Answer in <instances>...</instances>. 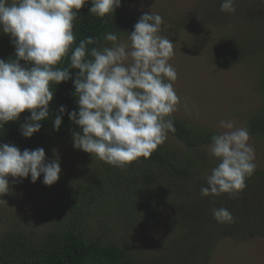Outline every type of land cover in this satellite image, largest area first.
<instances>
[{
  "label": "trees",
  "instance_id": "16d2710c",
  "mask_svg": "<svg viewBox=\"0 0 264 264\" xmlns=\"http://www.w3.org/2000/svg\"><path fill=\"white\" fill-rule=\"evenodd\" d=\"M130 2L121 0L113 16L104 18L90 15L91 3L85 4L74 21L73 47L89 36L97 41L90 49L110 46L104 40L106 33L119 38L130 35L138 21L127 16ZM247 9L248 17L256 11L259 14L254 17L258 28L228 31L219 40L214 57L225 67L251 65L259 73L258 92L264 99V0L250 3ZM14 53L10 37L0 33V59H15ZM68 64L66 58L59 67ZM69 72L72 79L51 85V115L41 122L40 131L30 138L21 135L20 126L30 115L25 111L17 121L0 128V143L21 151L43 148L47 152L73 142V132L80 129L69 121L68 113L78 111L73 86L78 70ZM60 106L66 111L60 130L54 131L52 120ZM174 126L175 132H169L149 158L141 157L121 168L88 154L83 160L88 163L81 161L54 185L44 186L48 208L40 222L16 221L0 230V264H209L221 240L264 239V168H256L246 179V188L236 195L202 197L200 189L207 186L206 178L217 164L205 149L217 131L176 117ZM245 126L251 138L264 142V104L247 116ZM220 207L231 212L233 223L213 219L212 210ZM141 225L166 230L160 252L148 255L144 248L127 242Z\"/></svg>",
  "mask_w": 264,
  "mask_h": 264
},
{
  "label": "clouds",
  "instance_id": "9594fccd",
  "mask_svg": "<svg viewBox=\"0 0 264 264\" xmlns=\"http://www.w3.org/2000/svg\"><path fill=\"white\" fill-rule=\"evenodd\" d=\"M89 2L90 15L97 18L113 16L121 6V0H0V33L10 37L15 49V59H0V128L27 111L30 115L20 133L24 138L38 133L41 122L51 115V85L69 81V69H75L78 111L69 112L68 119L80 131L72 134L73 148L122 168L149 158L168 133L175 132L173 114L181 104L173 87L178 75L169 63L175 44L160 34L163 18L148 12L126 40L106 33L104 40L110 46L89 49L97 44L89 36L73 47L74 21ZM235 3L222 0L220 11L235 13ZM66 58L68 66L59 67ZM183 106L189 108L186 101ZM58 111L52 120L54 131L60 130L66 109L60 106ZM219 128L222 131L213 134L208 145L217 164L206 178L207 186L200 189L202 197L242 192L257 167L248 128L228 119L221 120ZM53 152L56 158L49 161L43 148L21 151L0 143V197L10 191L9 177L13 182L30 177L35 183L42 176L45 186L54 185L61 167L58 153ZM212 216L220 224L234 222L225 207L213 209Z\"/></svg>",
  "mask_w": 264,
  "mask_h": 264
},
{
  "label": "rangeland",
  "instance_id": "374dc122",
  "mask_svg": "<svg viewBox=\"0 0 264 264\" xmlns=\"http://www.w3.org/2000/svg\"><path fill=\"white\" fill-rule=\"evenodd\" d=\"M255 1L258 0H236V12L225 13L220 11L222 0H131L127 16L139 19L148 12L159 14L164 20L160 34L175 44V55L169 63L178 75L173 87L181 104L174 117L189 125L219 132L222 131L219 128L221 120H234L237 127L245 126L247 116L264 104L258 92L260 76L251 65L238 63L225 67L214 57L219 40L227 36L224 34L228 31L235 33L236 30L258 28L254 17L259 14L256 11L253 17L251 14L248 17L247 9ZM246 17L251 21H246ZM120 39L126 40L127 37ZM185 101L188 109L183 106ZM249 143L255 149L256 168L263 169L264 142L250 137ZM53 150L60 160V176L71 173L81 161L85 163L83 160L88 155L75 150L73 142L61 144ZM53 150L45 152L49 161L56 158ZM205 150L208 152V147ZM42 180L41 176L35 183L30 177L13 182L9 177L10 191L0 197L6 203H0V230L16 221L21 224L40 222L41 213L48 208ZM165 231L163 227L141 225L138 231L129 235L127 242L137 249L144 248L148 255L155 254L161 250V236ZM209 264H264V239L221 240Z\"/></svg>",
  "mask_w": 264,
  "mask_h": 264
}]
</instances>
